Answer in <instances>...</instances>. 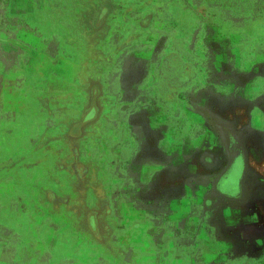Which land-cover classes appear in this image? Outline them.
<instances>
[{"label": "rangeland", "instance_id": "obj_1", "mask_svg": "<svg viewBox=\"0 0 264 264\" xmlns=\"http://www.w3.org/2000/svg\"><path fill=\"white\" fill-rule=\"evenodd\" d=\"M156 4L155 17L160 24L155 23L146 34L143 29L137 30L145 42L135 52L136 62L147 65L146 69L152 64L149 72H153L159 62L157 53L172 48L169 42L175 41L194 63L198 85L180 98L184 102L181 118L166 119L164 114L155 120L152 115L147 122L153 127L144 125L135 143H130L124 127L127 136L113 154L119 158L120 150L126 152L120 163L122 170L146 159L162 162L147 163L153 167L148 171L155 176L163 172L162 182L153 184L159 200L145 201L144 190L138 189L132 194L137 197L135 202L121 203L122 213L124 209L125 214L133 215V226L117 225L112 216H104L99 231L91 229L87 219V234L80 227L83 214L97 213L95 208L106 204L99 200L104 194L102 188L96 187L94 201L86 197L91 199L88 203L85 198L84 202L75 203L78 208L73 207V212L82 218L58 227L57 241L62 244H57L56 255L51 257L58 264L66 259L72 262L69 264H264V243L247 252L239 236L243 223L253 233L254 229H264V0H157ZM170 10L177 12L178 23ZM164 27L167 30L163 32ZM125 86L116 85V93L118 88L122 94L128 91ZM140 87L135 98L154 102L148 97L146 86ZM121 102L118 100L107 111L108 118L117 124L129 118V111L118 106ZM164 121L167 125L161 130L158 124L163 125ZM154 127L157 129H151ZM221 127L229 128L238 137L248 158L245 184L238 200L214 194L215 181L232 162ZM101 148L94 145L86 151L90 166L102 157L99 153L105 149ZM72 158L85 164L79 157ZM58 161L60 165L65 163ZM182 165L184 177L176 172ZM144 173V167L136 170L134 181L145 184ZM109 178L105 170V181ZM179 184L182 186L177 187ZM69 225L73 226L72 232H68ZM111 226L135 228L136 233L119 238ZM61 229L65 232L61 233ZM149 245L151 248H146Z\"/></svg>", "mask_w": 264, "mask_h": 264}, {"label": "crops", "instance_id": "obj_2", "mask_svg": "<svg viewBox=\"0 0 264 264\" xmlns=\"http://www.w3.org/2000/svg\"><path fill=\"white\" fill-rule=\"evenodd\" d=\"M130 1L132 0H111L117 6ZM71 2L0 0V264H58L57 259L51 256L56 255L57 244H62L57 241L60 225L51 214V207L57 206L58 201L61 207L65 200L61 197L66 196L69 189L58 188L57 161L61 149L55 140L65 137L66 131H58L59 125L66 124L69 113V105L65 103L64 95L72 89V85H77L68 65L65 33L74 24V20L70 19V13L74 10L72 7H80L82 0ZM156 5L155 3L144 7L136 4L125 9L124 16L130 19L136 30H142L141 20L151 14L152 23L149 22L145 26L146 30L142 31L146 34L155 23L160 24L155 17ZM170 14L178 23L177 12L170 10ZM110 15L107 20L112 18ZM164 30L167 28L164 27L162 31ZM144 42L145 38L140 36L130 51L136 52L139 47L142 48ZM169 43L173 44L172 48L157 53L159 62L168 52L187 59L175 41ZM148 73L152 72H147V75ZM86 74L89 85L91 73L87 70ZM147 87L145 90L148 92L150 88ZM147 95L149 96L148 93ZM159 110L158 113L154 111L158 114L155 120L164 114L168 115L163 107ZM68 136L71 135L66 134V138ZM126 136L124 134L122 137ZM128 138L130 143H135L136 137L132 136L131 131L128 132ZM121 152L120 150V154L118 153L119 158L113 154V159L116 157L117 161L115 167L110 164L106 166L113 187L111 198H108L112 203L114 222L118 225H121L122 217L126 218L127 215L124 209L122 213L121 203L135 202L137 197L132 194L137 193L138 189L144 190L145 201L152 203L159 200L158 191L153 184H160L164 179L163 172L155 176L156 173L148 171L153 169L147 165L148 162L153 165L162 163L154 162L153 159L120 169V163L126 158L122 157L126 152ZM142 167L145 168L144 176L147 181L145 184H138L137 179L134 181L136 175L133 173ZM184 171L183 165L176 168L180 176H183ZM99 176L103 178V174L99 173ZM100 182L102 183L101 180ZM98 195L101 196L99 193ZM66 197L65 201L70 202L68 196ZM86 199V203L91 200ZM92 200L94 201L93 198ZM246 225L248 224L243 223L239 228L244 249L249 252L261 248L264 243V229H254L253 233V229L250 231ZM66 263L72 262L66 259L65 263L60 264Z\"/></svg>", "mask_w": 264, "mask_h": 264}, {"label": "flooded vegetation", "instance_id": "obj_3", "mask_svg": "<svg viewBox=\"0 0 264 264\" xmlns=\"http://www.w3.org/2000/svg\"><path fill=\"white\" fill-rule=\"evenodd\" d=\"M71 1L70 3H72ZM155 3H157V0H132L128 4H123L124 6H117L111 0H82L80 7H72L74 10L73 13H70V19L74 20V24H72L71 30L66 29L65 43L68 48V65L71 67L72 78L77 85H72V89L64 95L65 103L69 105V118L67 117L66 124L62 123L58 126V131L60 132L61 129L66 131L64 132L65 137L54 139L56 143L61 144L58 160H65L62 165L58 164L59 161H57L58 188L69 189L66 191V196L70 201H65L67 197L62 196L61 199H65L61 204L62 206L60 207L58 201L57 206L51 207V214L56 218L60 228L68 225V223L72 225L74 218H82V216L80 217L73 212V209H75L73 207L76 206L75 203L84 202L86 196L95 199L96 187L100 185L104 194L99 200L106 204L103 208H100V206L95 208L97 213L83 214L84 220L82 218V226L80 227L84 229V233L88 234L89 227L86 222L88 219L91 229L94 231L95 229L97 231L101 229L100 225L104 224V216H112V203L109 198H111L113 187L110 184V179L109 181L104 179L105 170L109 171L106 167L108 161L114 167L117 165L116 157L113 159V150L123 141L122 136L126 131L124 127L127 128L128 132H132L133 137H136L138 133H142L141 130H143L144 125L145 127H153L148 122L152 120V115L155 118L156 115L158 116L155 113H158L160 110L157 109L162 107L168 114H165L166 119L178 120L182 115L181 110L184 108V102L180 98L185 91L193 88L194 85H198V73L194 63L187 59H181L176 53L168 52L162 56L156 72L154 70L151 76H148L147 72H149L152 64L148 65L149 68L146 69L147 65L137 63L134 58L135 52L130 51L142 33H138L131 24L130 19L124 16L125 9L131 8V6L134 7L136 4L149 7ZM175 7L177 8L178 5L175 4ZM109 14L112 18L107 20ZM103 15H106L105 18H103ZM147 15V18L141 20L140 23L144 31L146 30L145 26H148L149 22L151 24L153 20L151 14ZM94 17H96V20H94ZM87 70L91 73L89 85H87ZM140 73H145V76L142 77ZM116 85H126L125 88L128 91H123L122 94V91L118 88L116 93ZM140 85H148L147 88H150L148 97L154 102L148 101V103L146 100L142 102L140 99L135 98L136 91L142 89ZM118 100L122 101L118 103V106L123 111L125 109L126 112L129 111L127 123L119 120L117 124L114 121L115 119H109L107 116L108 109L116 106ZM152 111H155V113H151ZM115 124L118 126H115ZM165 125H167V121H164L163 125L158 124L161 130ZM253 125L257 127L255 121ZM66 134L71 136L66 138ZM229 134L228 130L224 133V137L228 140L226 150L231 159L237 153L243 154L244 176L241 182L238 183L240 162L235 159L215 181L214 191L230 199L238 200L242 195L243 184H245L248 158L242 142H235ZM93 144L99 149L104 147L105 150L100 152L99 155H105L99 158L95 166H90L86 151L91 150L94 147ZM73 155L76 159L79 157V160H83L85 164L78 163L76 160L72 161ZM99 173L103 174V178L99 176ZM106 191H109L108 195ZM76 207L78 208V206ZM132 216L127 214L122 224L133 226L135 222L133 223ZM58 218H61L64 222H58L60 221ZM107 226L110 228V223ZM71 227L73 226L69 225V229ZM104 227L107 233L108 228ZM119 227L111 226L116 237V234L121 238V235L136 233L135 228L130 229L128 227L126 230H122ZM58 232L60 233V231ZM64 232V229H61V233ZM68 232H72L71 229ZM100 245L104 247L105 243ZM146 248L151 247L149 245Z\"/></svg>", "mask_w": 264, "mask_h": 264}, {"label": "water", "instance_id": "obj_4", "mask_svg": "<svg viewBox=\"0 0 264 264\" xmlns=\"http://www.w3.org/2000/svg\"><path fill=\"white\" fill-rule=\"evenodd\" d=\"M221 129L224 133L228 130V132L231 134V137L233 138V140L235 142L239 141L238 138L233 134V132L229 128L221 127ZM230 134H229V136H230ZM224 141H225L226 147H228V140L226 138H224ZM235 159H238V161L240 162L239 167H238V180H237V182L240 183L243 176H244V156L241 153H239V154L237 153L236 155H233V158L231 159V161L234 162ZM214 194H215V196H218V197L220 196V197L227 198L229 200H233V199H230L228 197L223 196L222 194L217 193L216 191H214Z\"/></svg>", "mask_w": 264, "mask_h": 264}]
</instances>
